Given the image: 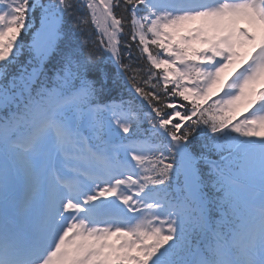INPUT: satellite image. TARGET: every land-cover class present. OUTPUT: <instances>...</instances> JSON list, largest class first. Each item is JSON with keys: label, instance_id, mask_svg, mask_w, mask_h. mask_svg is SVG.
Masks as SVG:
<instances>
[{"label": "snow or ice", "instance_id": "6c2138e0", "mask_svg": "<svg viewBox=\"0 0 264 264\" xmlns=\"http://www.w3.org/2000/svg\"><path fill=\"white\" fill-rule=\"evenodd\" d=\"M0 264H264V0H0Z\"/></svg>", "mask_w": 264, "mask_h": 264}, {"label": "trees", "instance_id": "16d2710c", "mask_svg": "<svg viewBox=\"0 0 264 264\" xmlns=\"http://www.w3.org/2000/svg\"><path fill=\"white\" fill-rule=\"evenodd\" d=\"M106 71H108L109 74H111L114 70L112 68L108 67V68H106Z\"/></svg>", "mask_w": 264, "mask_h": 264}]
</instances>
